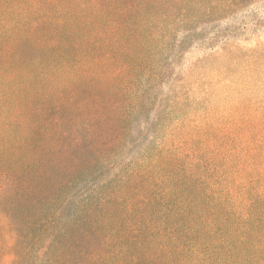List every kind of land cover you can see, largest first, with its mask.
<instances>
[{
    "label": "trees",
    "instance_id": "1",
    "mask_svg": "<svg viewBox=\"0 0 264 264\" xmlns=\"http://www.w3.org/2000/svg\"><path fill=\"white\" fill-rule=\"evenodd\" d=\"M261 2L0 0V264H264Z\"/></svg>",
    "mask_w": 264,
    "mask_h": 264
},
{
    "label": "rangeland",
    "instance_id": "2",
    "mask_svg": "<svg viewBox=\"0 0 264 264\" xmlns=\"http://www.w3.org/2000/svg\"><path fill=\"white\" fill-rule=\"evenodd\" d=\"M244 12H246V14H244V16H241L239 19L231 17L226 22L222 21L216 23V25L218 26V31H227V32L243 31L242 33H244L243 34L244 38L254 37L258 32L264 31V20H260L261 22L257 21V18L264 19V2L255 5H250L247 8V10ZM253 21H256L258 23L256 24L254 23L255 25L253 26ZM243 22H247L248 24L246 26V29L242 28ZM208 52H210V48L207 47V45L201 42L198 44H194L193 46H191V48H189V52L187 53L183 61V65H186L193 61H197ZM217 63L218 65H220V63L222 62H217ZM252 83L254 84L250 86L248 91L246 90L242 91L238 88H234V89L227 88V90H229L228 92L231 93L230 94L231 96H226V95L221 96L220 98L221 105L226 109H231L235 104L239 103L238 100L242 96H247V97L254 96L255 95L254 90H256L258 86L259 88H261L262 86V89H264V84H262L263 81H261L260 83L259 81L258 82L252 81ZM7 189L8 187H4L0 189V236L2 237L7 235V231H8L6 229V226L8 225V219L6 218L5 212L8 210L10 196L8 195ZM76 206H77L76 204L72 205V207H70V209L65 213V215H69L70 213H73L76 209Z\"/></svg>",
    "mask_w": 264,
    "mask_h": 264
}]
</instances>
